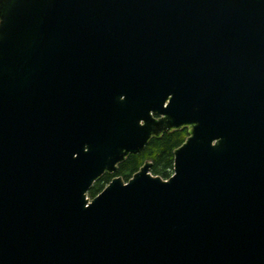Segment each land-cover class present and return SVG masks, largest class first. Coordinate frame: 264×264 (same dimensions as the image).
<instances>
[{
  "label": "water",
  "instance_id": "obj_1",
  "mask_svg": "<svg viewBox=\"0 0 264 264\" xmlns=\"http://www.w3.org/2000/svg\"><path fill=\"white\" fill-rule=\"evenodd\" d=\"M0 264H264V0H0Z\"/></svg>",
  "mask_w": 264,
  "mask_h": 264
},
{
  "label": "trees",
  "instance_id": "obj_2",
  "mask_svg": "<svg viewBox=\"0 0 264 264\" xmlns=\"http://www.w3.org/2000/svg\"><path fill=\"white\" fill-rule=\"evenodd\" d=\"M188 135V128H183L165 132L160 137H153L145 149L130 154L124 162L120 163L117 172H106L95 181L88 196L90 198L97 196L116 176H122L125 181H128L147 161L152 163L151 172L154 175L169 178L174 173L175 150L185 142Z\"/></svg>",
  "mask_w": 264,
  "mask_h": 264
},
{
  "label": "rangeland",
  "instance_id": "obj_3",
  "mask_svg": "<svg viewBox=\"0 0 264 264\" xmlns=\"http://www.w3.org/2000/svg\"><path fill=\"white\" fill-rule=\"evenodd\" d=\"M91 199V198H90Z\"/></svg>",
  "mask_w": 264,
  "mask_h": 264
}]
</instances>
